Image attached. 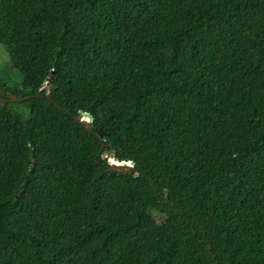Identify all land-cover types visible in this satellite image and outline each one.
<instances>
[{
  "label": "trees",
  "instance_id": "16d2710c",
  "mask_svg": "<svg viewBox=\"0 0 264 264\" xmlns=\"http://www.w3.org/2000/svg\"><path fill=\"white\" fill-rule=\"evenodd\" d=\"M0 43V264H264V0H0Z\"/></svg>",
  "mask_w": 264,
  "mask_h": 264
},
{
  "label": "rangeland",
  "instance_id": "374dc122",
  "mask_svg": "<svg viewBox=\"0 0 264 264\" xmlns=\"http://www.w3.org/2000/svg\"><path fill=\"white\" fill-rule=\"evenodd\" d=\"M9 58H10L9 51L0 43V69H3L5 64L9 61ZM10 80H11L10 85L12 88H14V89H22L23 88L21 76L17 72H13ZM49 92H50V90H48V93ZM17 108L26 117L28 116V108L27 107L19 105V106H17ZM6 115H7V112L2 113V117H5ZM87 120L88 119H86V121ZM108 138L113 139V136L110 135V136H108ZM144 217L148 220L149 223H151L152 225H154L156 227H161V226H165L168 224V218L155 209H152L149 213L145 214Z\"/></svg>",
  "mask_w": 264,
  "mask_h": 264
},
{
  "label": "water",
  "instance_id": "95a60500",
  "mask_svg": "<svg viewBox=\"0 0 264 264\" xmlns=\"http://www.w3.org/2000/svg\"><path fill=\"white\" fill-rule=\"evenodd\" d=\"M12 99L14 101L18 100L19 98H16L15 96L11 95ZM0 99L2 100V103L4 104L6 99H3L0 97ZM81 120L86 121V119H88L86 122H88L89 120H92V116L89 113H81L80 117ZM86 118V119H85ZM99 136L101 137H105L106 136V132H104L103 130L99 129L98 131ZM104 156L106 157L107 155L104 154ZM109 162L111 163V167L113 169L116 170H120L122 172H130L134 169L135 166V162L134 161H130V162H126V161H119L117 158L114 157L113 153L110 151L109 152Z\"/></svg>",
  "mask_w": 264,
  "mask_h": 264
}]
</instances>
